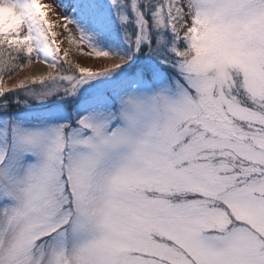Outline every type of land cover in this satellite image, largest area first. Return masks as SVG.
<instances>
[{
    "label": "snow or ice",
    "instance_id": "obj_1",
    "mask_svg": "<svg viewBox=\"0 0 264 264\" xmlns=\"http://www.w3.org/2000/svg\"><path fill=\"white\" fill-rule=\"evenodd\" d=\"M53 3L111 63L0 0V264H264V0Z\"/></svg>",
    "mask_w": 264,
    "mask_h": 264
},
{
    "label": "rangeland",
    "instance_id": "obj_2",
    "mask_svg": "<svg viewBox=\"0 0 264 264\" xmlns=\"http://www.w3.org/2000/svg\"><path fill=\"white\" fill-rule=\"evenodd\" d=\"M43 2L53 5V10L49 14V20L55 25L53 31L57 33V42L60 43L62 55L65 50L70 49V46L66 40L67 33L64 32L63 28L61 27L62 22L59 19V10L55 8L53 0H43ZM69 27H71V25H69ZM81 51L87 53L88 49L81 48L77 50L75 45L71 46L69 59H71L74 63H79L82 67H88L91 70L96 71L102 70L111 63L110 61L103 58L81 55ZM47 72L48 69L46 65L34 63L31 66H25L22 71H19L14 76H12L11 79H7L4 83L6 87L12 88L13 85L18 84L23 79L44 75L47 74Z\"/></svg>",
    "mask_w": 264,
    "mask_h": 264
},
{
    "label": "trees",
    "instance_id": "obj_3",
    "mask_svg": "<svg viewBox=\"0 0 264 264\" xmlns=\"http://www.w3.org/2000/svg\"><path fill=\"white\" fill-rule=\"evenodd\" d=\"M19 71H20V70H18L16 73H18ZM16 73H15V74H16ZM15 74H13L12 76H14ZM6 80H7V79H6ZM6 80H5V81H6ZM5 81H4V82H5Z\"/></svg>",
    "mask_w": 264,
    "mask_h": 264
}]
</instances>
